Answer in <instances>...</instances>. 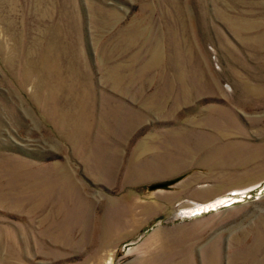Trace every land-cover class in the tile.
Returning a JSON list of instances; mask_svg holds the SVG:
<instances>
[{"label":"rangeland","instance_id":"1","mask_svg":"<svg viewBox=\"0 0 264 264\" xmlns=\"http://www.w3.org/2000/svg\"><path fill=\"white\" fill-rule=\"evenodd\" d=\"M0 264H264V0H0Z\"/></svg>","mask_w":264,"mask_h":264},{"label":"water","instance_id":"2","mask_svg":"<svg viewBox=\"0 0 264 264\" xmlns=\"http://www.w3.org/2000/svg\"><path fill=\"white\" fill-rule=\"evenodd\" d=\"M178 178H179V176L168 178V179H165V180L153 181V182L149 183L147 185V187L149 189H153V188H157V187L168 188L170 186V184L175 182Z\"/></svg>","mask_w":264,"mask_h":264},{"label":"bare ground","instance_id":"3","mask_svg":"<svg viewBox=\"0 0 264 264\" xmlns=\"http://www.w3.org/2000/svg\"><path fill=\"white\" fill-rule=\"evenodd\" d=\"M263 151V150H262ZM261 152V151H260ZM263 157V156H262ZM255 185V184H254ZM254 185H250V186H248V187H245V188H237V189H233V190H235V191H242V190H245V189H247V188H249V187H251V186H254ZM235 195H237V194H235Z\"/></svg>","mask_w":264,"mask_h":264}]
</instances>
